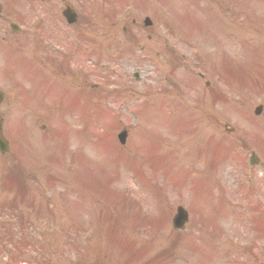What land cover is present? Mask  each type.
Returning a JSON list of instances; mask_svg holds the SVG:
<instances>
[{
	"label": "rangeland",
	"instance_id": "obj_1",
	"mask_svg": "<svg viewBox=\"0 0 264 264\" xmlns=\"http://www.w3.org/2000/svg\"><path fill=\"white\" fill-rule=\"evenodd\" d=\"M96 2L80 0L90 13L80 21L84 39H73L84 54L94 47L95 63L72 67L85 68L82 86L93 70L89 79L101 84L93 91L113 108L85 103L88 92L64 81L15 96L4 112L11 152L0 156V264H264V108L254 114L264 107V0H144L139 15L120 17ZM113 21L132 29L121 59L108 37ZM35 41L39 32L8 48L36 58L47 79L65 80L60 62L31 54ZM221 59L236 61V78L212 70ZM10 61L5 75L40 74ZM7 66L1 58L0 70ZM9 167L28 175V188L8 187ZM179 205L190 214L183 230L172 226Z\"/></svg>",
	"mask_w": 264,
	"mask_h": 264
},
{
	"label": "flooded vegetation",
	"instance_id": "obj_2",
	"mask_svg": "<svg viewBox=\"0 0 264 264\" xmlns=\"http://www.w3.org/2000/svg\"><path fill=\"white\" fill-rule=\"evenodd\" d=\"M16 0H0V41L1 42H9V38L11 35L21 34L18 39L24 38L25 32L22 30L21 20L16 19L17 13L13 9ZM26 1H34L40 2V13L42 19L40 21L41 27L38 29L40 33L41 39V49L45 50V52H49L50 56H55L53 52L48 47L49 42H53L54 44L68 43L71 37L76 36L79 32V25L77 23L69 24L65 19V11L72 9L77 11L81 6L80 0H26ZM105 6L108 9H112L113 11H117L119 8L125 7L127 5L126 0H104ZM30 7H33L34 4L32 2L29 3ZM31 11H35V9H30ZM108 11V10H107ZM122 10L117 12L121 13ZM78 12V11H77ZM111 13V12H109ZM80 16V14H79ZM15 22L19 25L18 27L14 26ZM78 22V20H77ZM136 23V20H133ZM64 23V24H63ZM63 24V25H60ZM115 27V26H113ZM36 32V31H33ZM107 32H113L111 30ZM123 34L126 36L128 33L127 27H123ZM31 33V32H30ZM31 35H29L30 37ZM36 35L34 34V37ZM62 37L66 40H63ZM120 37V36H119ZM123 39V37H120ZM19 41V40H18ZM71 55V56H70ZM73 52L69 54V57H73ZM0 111L5 107V93L1 90L0 87Z\"/></svg>",
	"mask_w": 264,
	"mask_h": 264
},
{
	"label": "water",
	"instance_id": "obj_3",
	"mask_svg": "<svg viewBox=\"0 0 264 264\" xmlns=\"http://www.w3.org/2000/svg\"><path fill=\"white\" fill-rule=\"evenodd\" d=\"M260 110V109H259ZM120 138L122 142L125 141V134H121ZM0 149L2 152L7 151V144L6 142L1 138V124H0ZM187 220V212L183 210V208H178V213L174 218V225L176 227H182L183 223Z\"/></svg>",
	"mask_w": 264,
	"mask_h": 264
}]
</instances>
